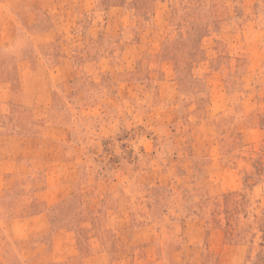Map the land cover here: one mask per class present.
<instances>
[{
  "label": "rangeland",
  "instance_id": "1",
  "mask_svg": "<svg viewBox=\"0 0 264 264\" xmlns=\"http://www.w3.org/2000/svg\"><path fill=\"white\" fill-rule=\"evenodd\" d=\"M0 264H264V0H0Z\"/></svg>",
  "mask_w": 264,
  "mask_h": 264
}]
</instances>
